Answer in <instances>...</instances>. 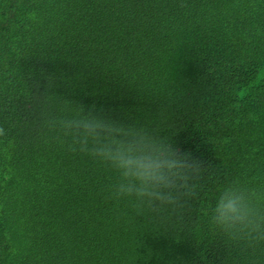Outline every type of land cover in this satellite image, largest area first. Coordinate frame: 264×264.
<instances>
[{
	"label": "trees",
	"instance_id": "obj_1",
	"mask_svg": "<svg viewBox=\"0 0 264 264\" xmlns=\"http://www.w3.org/2000/svg\"><path fill=\"white\" fill-rule=\"evenodd\" d=\"M112 137L198 165L120 196ZM232 189L264 214V0H0V264H264Z\"/></svg>",
	"mask_w": 264,
	"mask_h": 264
},
{
	"label": "clouds",
	"instance_id": "obj_2",
	"mask_svg": "<svg viewBox=\"0 0 264 264\" xmlns=\"http://www.w3.org/2000/svg\"><path fill=\"white\" fill-rule=\"evenodd\" d=\"M86 128L93 136L99 131H121L115 129L112 122L99 120L94 116L86 122ZM110 144L115 145L114 151L101 150V157L112 161L114 166L125 177L139 182V188L133 192L132 187L121 186L117 195L136 197L153 193L148 189L167 187L173 177L181 175L182 170L195 169L198 163L186 156L178 155L170 146L162 150L151 145H140L136 142L124 143L112 137ZM211 222L215 227L226 233L236 230L259 233L264 231V214L250 206L245 194L237 189L225 191L216 203Z\"/></svg>",
	"mask_w": 264,
	"mask_h": 264
}]
</instances>
